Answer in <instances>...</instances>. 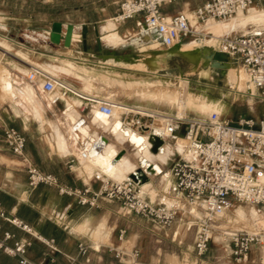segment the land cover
Wrapping results in <instances>:
<instances>
[{
	"label": "crops",
	"instance_id": "0c3cea01",
	"mask_svg": "<svg viewBox=\"0 0 264 264\" xmlns=\"http://www.w3.org/2000/svg\"><path fill=\"white\" fill-rule=\"evenodd\" d=\"M206 2L188 0L178 11L173 10V6H168L164 8V12L169 16L179 13L191 15L196 8ZM102 11L103 16L94 20H82L80 24L74 21L67 22L77 27L76 33L79 36L78 40L74 39L70 49L51 45L48 41L35 42L39 39L38 33L30 34L33 37L32 41L11 39L8 43L6 39L0 40V46L9 51L0 54L4 57L2 65L8 64L9 68L17 74L14 75L10 70L5 69L11 74L14 95L5 94L0 83V98L3 99L0 100L2 105L0 111V238L9 234L13 237L9 241L10 245L26 244L25 258L29 264H220L223 260L225 261V258L234 260L229 237L220 238L219 244L222 248L218 256L213 257L214 262L206 259L213 254L212 251L203 258L197 257L194 246L197 223L187 221L186 219L190 218H185V214L171 227L162 230L150 220L129 212L119 201L99 199L97 206L91 207L80 204L77 196L61 194L57 187L42 184L32 189L29 186L28 164H33L41 172L54 175L64 187L80 191L87 190L88 197H93L101 189V183L95 178L96 173L101 172L111 178L125 180L129 179L132 173L143 169L148 173L149 180L140 184L138 188L146 200L154 204H169L179 198L171 168L175 160L187 155L185 140L180 138L183 145L180 151L173 137L163 135V145L157 152H153V145L147 146L145 140L151 133L157 134L155 123L160 121L156 115L154 118H145L146 124L151 125L150 132L141 134L130 130V133H125V137H121L112 128L113 122L117 120V114L107 116L99 109L98 102H107L115 106L117 109L114 112L118 111L119 120H121L116 127L126 131L128 128L123 125L126 113L132 112L130 116L134 114V117H138L139 113L147 114L143 110L149 109L145 107V101L142 98L139 99V95L126 97L120 103L110 99L98 88L101 85L112 88L113 80L127 83L139 82L136 79L137 76L146 77L145 75L151 71L150 67L149 71H141L121 62L129 56L146 58L140 54L144 53L145 49L150 51L151 44L154 42L143 40L144 22L141 17L117 23L114 18L119 9L113 14L105 13V9ZM108 21L114 22L115 31L126 40L124 45L114 47L103 41L102 27ZM54 22L65 23L62 20ZM52 24L48 31L51 30ZM192 25L199 30V25L193 19ZM200 26L204 27L202 31L205 32L207 24ZM83 27L86 28L88 46L92 50L83 49ZM239 28L242 27L228 32L222 31L220 36L240 34ZM148 32L152 35L155 31L148 30ZM208 33L213 35L211 31H207L204 35H192L173 47L194 40L209 39L212 35ZM30 35L26 36L30 38ZM98 39H101L103 46L102 54L98 51ZM155 40L160 42V48L167 47L159 39ZM16 48L21 50L16 51ZM208 48L219 51V41L217 40L211 47L208 46L204 50ZM14 50L16 51L14 57L20 61L19 63L8 62V58L10 59L8 55H11L10 52ZM52 59L69 60L87 70L90 74L84 76L87 81L70 75H64L66 79H61L60 76L48 73L40 67V64L52 63L50 62ZM190 63L193 64L191 61ZM232 66L237 72L242 69L248 76L245 67L235 58L230 60L228 69L218 70L212 68L205 57L204 65L191 75H204V80L208 81L204 82L202 96L217 107L219 110L217 118L234 122L242 116L254 118L246 113L235 111L238 97L244 94L230 83L228 75ZM34 69L48 75H38L36 80L32 81L29 79V74ZM92 71H100L101 74L91 75L94 74ZM180 75L186 74L180 73ZM215 75L218 77L227 75L235 96L232 101L225 94V89L219 86V78L216 77V80ZM45 76L54 78L58 82L52 93L46 94L43 90ZM215 80L218 81L216 85L209 84ZM183 81L186 82V79ZM247 82L249 84V90H247L249 94H252L249 77ZM199 84L200 82H197V86ZM64 86L70 90L66 97L62 96ZM210 87L216 90V97ZM125 91L135 92L136 90ZM69 105L72 109L68 108ZM198 113L194 111L195 116L186 113L183 117L206 120L211 118L209 115L202 113L198 115ZM231 113L234 120L228 118ZM176 115L182 117L178 112ZM103 118L114 120L107 122ZM160 123L158 127L161 126ZM7 127H14L25 134L27 138L25 157L15 156L8 149L5 143ZM185 128V124H179L176 134L183 137ZM169 146L171 152L168 151ZM92 152L96 155H92ZM145 152L149 155L147 156ZM118 157L120 159L114 165L115 168L120 167L113 173L109 166ZM158 177L159 181H156ZM230 212L220 217L218 222L226 219ZM191 213L198 215L194 210H191ZM13 219L22 221L30 228V231L14 225ZM123 230L126 234L123 240H120L119 236ZM191 231L193 237H186ZM228 233L234 232H225V235ZM82 246L87 247L85 252L82 251ZM135 251H139L137 257L133 255ZM254 251L253 248L251 252ZM254 257V254L251 257L249 255L248 259L242 263L251 261L254 264L257 262L264 264L262 246L258 256ZM0 264L22 263L19 257L9 256L0 250Z\"/></svg>",
	"mask_w": 264,
	"mask_h": 264
},
{
	"label": "built area",
	"instance_id": "2783aa9c",
	"mask_svg": "<svg viewBox=\"0 0 264 264\" xmlns=\"http://www.w3.org/2000/svg\"><path fill=\"white\" fill-rule=\"evenodd\" d=\"M176 0H122L114 21L124 23L141 17L148 30L157 31L163 38V44L173 47L192 35H204L192 25H206L209 20L229 21L239 12L259 6L264 0H209L196 8L191 15L179 13L169 16L164 7ZM219 51L228 54L231 59L239 60L245 67L250 86L257 91L264 103V35L249 34L223 35L219 39ZM5 54H3L4 56ZM4 57L0 55V66ZM38 75H48L34 69L29 79L35 81ZM46 77V76H45ZM58 85L54 78L46 77L43 90L52 93ZM70 93L63 87L62 96ZM99 109L107 116L114 114L115 107L107 102H98ZM2 105L0 104V111ZM130 112V111H129ZM126 113L123 125L135 132H150L145 118L154 115L138 114V117ZM179 124H185L183 137L176 134ZM166 137H173L177 144L180 138L187 141V149L192 158L181 157L174 161L171 174L175 180L179 198L169 204H154L146 200L139 191V185L131 179L116 181L99 172L95 178L101 183V189L93 197L88 191H80L60 184L57 177L41 172L33 164L27 165L29 186L36 189L45 184L59 189L61 194L79 197L82 205L97 206L99 199L119 201L131 213L150 220L162 230L168 229L181 214H188L197 223L194 246L197 257L203 258L209 252L218 219L233 210L236 205H249L264 211V118L242 116L238 121L227 119H186L177 115L165 119L162 131ZM5 143L11 153L25 157L27 138L14 127L5 129ZM25 159V158H24ZM26 161V159H25ZM195 209L198 215L191 213ZM12 223L26 231L30 228L19 219ZM126 231L120 233V240ZM232 244V255L237 263L246 261L256 245L264 242L262 232L228 233ZM13 237L6 234L0 238V250L12 257H19L22 264L26 260V244H9ZM87 247L82 246L85 252ZM134 257L139 251L134 252Z\"/></svg>",
	"mask_w": 264,
	"mask_h": 264
},
{
	"label": "rangeland",
	"instance_id": "374dc122",
	"mask_svg": "<svg viewBox=\"0 0 264 264\" xmlns=\"http://www.w3.org/2000/svg\"><path fill=\"white\" fill-rule=\"evenodd\" d=\"M120 1L121 0H0V40L6 39L8 43L11 42L10 41L11 39L17 41L31 40L26 37L27 34H37V33L45 34L49 30L51 24L56 20H62L65 23L69 21H74L77 24H80L82 20H88V19L94 20L97 19L99 16H103L104 14V12L102 11L103 9H105V13L113 14L115 11L119 9L121 3ZM186 1L188 0H176L173 3L166 5L164 8L168 6H173L174 7L173 10L178 11L183 7ZM206 1L209 0H204V2ZM255 10L264 12V7L259 6L256 7ZM245 14L249 16V10L245 11ZM229 21L225 23H228ZM213 22H218V21H213ZM111 23L114 22L108 21L107 24H105L102 27V31L106 26H108ZM238 27H242L238 29V32L240 34L247 35L251 32L260 31L264 35V22H258L257 20H252L247 18V22L245 23V25L242 26L240 23H238ZM206 30L208 31L207 28ZM41 41H45V40L39 38L38 41L35 42H41ZM103 41L106 44H109L114 47H118L126 43V40L121 36L120 38L115 40L106 41L103 39ZM136 43L137 42H135V44ZM168 48L161 47L162 50H168ZM15 50L20 51L21 49L16 48ZM15 50L10 52L11 55H8L10 57V59L8 58V62H12V63L14 61L17 63L20 62L18 59L14 57L16 53ZM140 55L147 57L146 56L147 54L145 52L141 53ZM96 59L97 58H95V60ZM50 62L52 63L46 65L40 64V67L43 70L47 71L48 73H52L60 76L61 79H66L64 75H70L77 78L76 75L78 73L90 75L87 70L76 66L74 63H72L69 60L52 59ZM191 68L192 65L190 61H188L184 56L172 55L170 57H167L166 60L161 63V66L158 71L154 72L152 70L151 71L147 70L149 72L148 74L145 75L146 77L137 76L136 79L139 80V82L127 83L119 80L117 81L113 80L112 88L109 89L101 85L99 86L98 89H100L102 93L108 95L110 99L120 103L126 97H134L139 95L138 96L139 99L142 98L143 101H145L144 102L145 107L151 110V111L143 110L144 113L150 115H152L151 112L153 111V113L156 112L162 115H166L168 117V116H175L178 112V114L183 117L184 114L186 113L188 115L191 113V116L192 115L195 116L197 113L194 114V111H198L199 113L203 112L202 114L204 115H209L214 120L218 117L219 110H217V107L214 104L208 102L202 96L204 95V82L206 83L208 81L204 80V75H191L192 73ZM4 69H8L12 72V74L17 75L9 68L8 64L1 65L0 73ZM229 72L230 75H228V77L231 85L233 87H238L239 91H242L244 94V95L241 94V96L238 97L237 102L235 104V108H236L235 111H240L242 114L246 113L248 116L254 118L264 117V103L260 101L259 94L257 93V91H255V89H253V91L255 92V96H252V94L251 93L249 94L248 92L249 90L248 89L249 84L247 82L248 76L244 73L242 69L239 70V72H237L234 66L230 67ZM92 73H94V75L101 74L100 71H95V72L92 71ZM180 73H184L186 75L182 76L180 75ZM8 74L9 75H5V76L10 82H12L10 76L11 74L9 72ZM152 75H154V77ZM231 75H234L235 80H232ZM216 77L218 76L215 75V78ZM218 78L220 81L219 86L225 89V94L228 97H230V101H232L235 98V96L234 93H232L233 87L229 84L227 75L219 76ZM184 79H186V82L183 81ZM81 80L87 81L86 79H81ZM216 80L215 82H209V84L216 85V83L218 82ZM197 82H200L199 86H197ZM210 89L212 93H214V97H216V93H217L215 92L216 90L212 87H210ZM125 90H130V91L136 90V91L128 92ZM3 91L5 92L4 89ZM22 92H24V90H22ZM230 93H232L231 96ZM159 94L160 95L163 94L165 97L166 96L167 97L166 98L161 97L159 96ZM167 94H169L170 96H168ZM153 95L154 96L157 95V96L154 97ZM148 96L150 97L148 98ZM176 96L178 98H182V100L187 99L190 101H204L206 104L210 105L215 110L213 112H205V111L200 112V110L191 107L193 105L184 102H182L184 104L182 105L180 103L181 101L177 100L179 102H176V100L174 101L173 99H171ZM0 100L2 101L3 99L0 98ZM1 103L3 104V102ZM98 113L99 112L97 111V114ZM115 113L117 114L116 117L117 120L114 122H113L114 120L113 118L110 119L103 118L107 122H113L112 128L114 132L118 131V126L116 127V124H119V122H121V120H119L118 111L116 110ZM228 118L234 120L233 114L232 113L229 114ZM163 121L164 120H161L160 123L162 128L164 125ZM156 123H155V127L158 126V122ZM120 131H122L124 134L126 132L130 133V129H128V131L120 129ZM155 131L159 133L160 130L155 129ZM177 149H179L180 151L183 149V145L180 142V139L177 142ZM157 180L159 181V177L156 178V181ZM240 209L247 214V219L245 221L242 219L240 220L237 214V211ZM254 209L264 219L263 210L257 207L254 208L249 205L239 204L236 205V207L233 210H231V212L228 214L229 216L226 217V219L224 220L222 219L221 221L218 222L216 228L217 230L213 236V241L209 249V252L212 251L213 254L209 255L206 258L207 260H210L212 262L215 261L213 257L218 256V254L221 251L222 247L219 244L221 241L220 238L225 237V232L246 231V232L256 233L260 231V230L254 231L251 227L250 214L251 211ZM180 217H183V214L179 215V218ZM184 217L190 218V219H186L187 221L189 220L194 221L188 214H185ZM259 229L263 230L261 232H263V236H264V227H260ZM186 237H193V232L192 231L188 232ZM261 246L264 248V242L254 247L255 251L253 253L251 252L250 257L252 254H254L255 255L254 258H256L261 249ZM220 264H237V263L232 259L230 260L228 258H225V261L223 260ZM240 264H254V263L249 261L247 263H240ZM255 264H259V263L257 262Z\"/></svg>",
	"mask_w": 264,
	"mask_h": 264
},
{
	"label": "bare ground",
	"instance_id": "6f19581e",
	"mask_svg": "<svg viewBox=\"0 0 264 264\" xmlns=\"http://www.w3.org/2000/svg\"><path fill=\"white\" fill-rule=\"evenodd\" d=\"M247 18L252 19V20H257L258 22H264V12H262V11L260 12V11L255 10V8H251V9H249V16H247V14H245V12H239L236 16H234L232 19H230V21L228 23H225L227 21L213 22V21H217V20H209L207 22L206 28L208 29V31H211L213 33V36L209 40L202 39V40H196V41H192V42L185 43V44L182 43V44H179L178 47H176V48L170 47V49H168V50H162L160 48V46H161L160 42L153 40L154 42L151 44L152 48L150 49V51H147V49L144 50V52L147 54L146 58L129 56L126 58V60H124V61L122 60L121 64L127 65L128 67H131V68L142 70V71H147L148 68L150 67L152 71L156 72L159 70L161 63L164 62L167 57H170L172 55H181V56H184L185 58L189 59L193 63L192 64V72H195L201 65H204V57H203L204 55L202 56V54H204L203 53L204 48H206L208 46L211 47L213 45V43H215L221 37L220 34L222 33V31L234 30L238 27V23H240L242 26L245 25V23L247 22ZM193 24H194V22H193ZM115 28H116V25L114 23H111L108 26H106L103 29V32H104L103 39L106 41H110V40H115V39L120 38V35L115 31ZM202 28L204 30V27L198 26L199 30H202ZM206 32H207V30H206ZM218 33H219V35H218ZM143 35H146L149 38H152V35L150 32H148V30L144 29ZM37 37L38 38L39 37L46 38V34L38 33ZM27 38H28V36H27ZM78 38H79L78 34L77 33L74 34V39H78ZM29 39L33 40V37H31V35H30ZM204 46H206V47H204ZM2 52H9V51L0 46V54ZM112 61L115 62V60H111V62ZM2 69H3V67H2ZM0 75H1L0 76V79H1L0 83L3 84L2 86H3V89L5 90V93L14 95V93H15L14 87H13L14 85L5 76V75H9L8 70H5V69L2 70ZM85 75L86 74L78 73L76 76L79 79H86L84 77ZM91 75H94V74H91ZM231 77H232V80H235L234 75H231ZM99 79H100V77H99ZM251 88L253 89V87H251ZM167 95L170 96L169 94H167ZM252 95H255L254 91H253ZM156 96H154V97H156ZM159 96L164 97V98L167 97V96L165 97L163 94H161V95L159 94ZM149 97L150 96H148V98ZM171 99H173L174 101L176 100V102L181 101L180 103L182 105H184L182 102L193 105L191 107H194L195 109L200 110V112L201 111L213 112L215 110L213 107L206 104L204 101H190L187 99L182 100V98H178L177 96L173 97ZM177 100H179V101H177ZM69 104H71V103H69ZM119 105L121 106V104H119ZM71 107H72L71 105L68 106L69 109H72ZM115 109H117V108L115 107ZM72 112H74V111H72ZM114 114H115V112H114ZM151 114L156 115V117L159 118L160 122H161V120H164L163 122L165 123V119L167 117L166 115L156 114L153 112H151ZM179 118H182V117H179ZM160 122H158V123H160ZM160 127L161 126L159 125V127L157 126V127H155V129L160 130ZM115 133H118L119 135H121V137H123V136L125 137V134L122 131H120V129H118V131H116ZM145 141L147 142V146H149L150 142L148 141V138H146ZM185 143H186V150H187V152H186L187 155H185V158L191 159L193 153H192V151L187 149L188 144H187L186 140H185ZM168 151L171 152L170 146L168 147ZM146 154H147V156L149 155L148 153H146ZM92 155H96V154H94L92 152ZM119 159H120V157H118L112 163H110L109 167L113 173L117 172L118 167H120V166H118L117 168H115V165H114L115 163H117V161H119ZM112 179H114V178H112ZM114 180L122 181V180H118V179H114ZM192 210L196 211L195 209H192ZM196 213H197V211H196ZM237 214H238L240 220L242 219L245 221L247 219V214L243 210H241V209L238 210ZM250 221H251V227L253 230H255V231L260 230L259 232L263 231L259 228L264 227V219L257 213V211L255 209L251 211ZM262 234H263V232H262Z\"/></svg>",
	"mask_w": 264,
	"mask_h": 264
},
{
	"label": "water",
	"instance_id": "95a60500",
	"mask_svg": "<svg viewBox=\"0 0 264 264\" xmlns=\"http://www.w3.org/2000/svg\"><path fill=\"white\" fill-rule=\"evenodd\" d=\"M144 29L148 30V27L145 24H144ZM76 31H77V27L72 23L54 22L52 24L51 30L45 33L46 38H41V37L39 38L48 41L51 45L64 46L65 48L70 49L73 46L74 34H76ZM204 33L207 34L206 31ZM256 33L262 34V32L260 31H256ZM208 35H212V34L208 33ZM155 39H159L161 42H163V38L160 36V34L157 31L153 32L151 39L146 35L143 36V40L145 42L148 41L152 42ZM97 45H98L99 53L102 54L103 46L101 43V39L97 40ZM82 46L85 51L92 50L88 46L87 31L86 28L84 27L82 28ZM176 47L178 46H175L174 48ZM168 49H170V47ZM203 53L206 61L210 64L212 68L218 70H226L229 68L231 57L228 54L221 51L212 50L210 48L205 49ZM148 141L150 142V144L153 145L152 151L157 152L158 149L164 143L163 134L161 132L157 134L151 133L148 137ZM129 179L133 180L138 185L143 184L149 180L148 173L145 170L143 171V169H139L136 171V173H132Z\"/></svg>",
	"mask_w": 264,
	"mask_h": 264
},
{
	"label": "trees",
	"instance_id": "16d2710c",
	"mask_svg": "<svg viewBox=\"0 0 264 264\" xmlns=\"http://www.w3.org/2000/svg\"><path fill=\"white\" fill-rule=\"evenodd\" d=\"M264 118V117H263Z\"/></svg>",
	"mask_w": 264,
	"mask_h": 264
}]
</instances>
